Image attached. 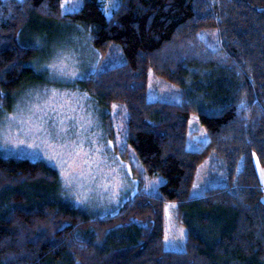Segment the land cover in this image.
<instances>
[{"label": "trees", "instance_id": "16d2710c", "mask_svg": "<svg viewBox=\"0 0 264 264\" xmlns=\"http://www.w3.org/2000/svg\"><path fill=\"white\" fill-rule=\"evenodd\" d=\"M63 1L0 0V100L11 109L41 81L40 38L82 32L104 70L81 90L104 110L126 109L127 147L164 181L116 215L93 217L62 201L45 162L0 155V264H264L254 161L264 168V0H119L110 17L100 0L63 15ZM214 30L215 50L201 37ZM151 72L179 88L182 102L149 101ZM193 116L207 136L199 150L189 147ZM211 154L224 184L192 196ZM169 207L187 232L176 250L166 245Z\"/></svg>", "mask_w": 264, "mask_h": 264}, {"label": "rangeland", "instance_id": "374dc122", "mask_svg": "<svg viewBox=\"0 0 264 264\" xmlns=\"http://www.w3.org/2000/svg\"><path fill=\"white\" fill-rule=\"evenodd\" d=\"M100 1L108 17L119 2ZM82 5V0H65L61 12L67 15ZM69 34L61 30L56 37L40 38L36 70L41 81L18 95L11 109L0 100V155L45 162L58 172L59 193L65 204L82 208L93 217L116 215L137 193H155L164 179L147 175L135 152L127 147L126 109L113 105L111 110H104L89 92L81 90L82 80L104 70V55L82 32L79 38L69 39ZM201 37L211 49L221 44L217 30L204 32ZM148 99L181 103L183 93L151 72ZM191 131L194 139L189 147L202 149L204 146L197 143L206 142L207 136L195 116ZM220 165L216 155L208 157L199 169L192 196L224 184ZM256 168L264 182V168L257 159ZM186 236L185 227L176 222L169 207L167 247L180 249Z\"/></svg>", "mask_w": 264, "mask_h": 264}, {"label": "bare ground", "instance_id": "6f19581e", "mask_svg": "<svg viewBox=\"0 0 264 264\" xmlns=\"http://www.w3.org/2000/svg\"><path fill=\"white\" fill-rule=\"evenodd\" d=\"M20 94H21V92H20ZM20 94L18 93V95H20ZM5 97H6V96H5ZM5 97H4V98H5ZM13 98H14V97H13ZM5 99H6V98H5ZM5 99H4V100H5ZM13 100H15V99H13ZM13 100H12V101H13ZM3 103H4V102H3ZM8 103H9V102H8ZM12 103H13V102H12ZM15 103H16V102H15ZM6 105H7V104H6ZM4 106H5V105H4ZM12 107H13V106H12ZM9 109H10V108H9ZM11 158H12V157H11ZM220 158H221V157H220ZM6 159H8V157H7ZM256 159H257V157H256ZM254 161H256V160H254ZM224 163H225V162H224ZM255 163H256V162H255ZM258 163H259V162H258ZM143 192H144V191H143ZM143 192H141V193H143ZM144 193H145V192H144ZM128 201H129V200H128Z\"/></svg>", "mask_w": 264, "mask_h": 264}]
</instances>
